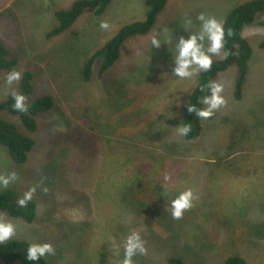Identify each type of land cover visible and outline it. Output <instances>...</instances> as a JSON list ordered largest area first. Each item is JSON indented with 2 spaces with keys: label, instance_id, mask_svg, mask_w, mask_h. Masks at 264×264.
<instances>
[{
  "label": "rangeland",
  "instance_id": "374dc122",
  "mask_svg": "<svg viewBox=\"0 0 264 264\" xmlns=\"http://www.w3.org/2000/svg\"><path fill=\"white\" fill-rule=\"evenodd\" d=\"M75 1L77 0H0V40L9 48L10 57L17 61L18 72L28 65L38 66L37 70L41 72L39 76L42 78L40 81L45 82L48 91L55 97L59 110L54 115H41L42 127L38 131L42 145L38 152L29 155L26 165H14L6 149L0 146V176L7 177L12 172L17 176L8 186H0V191L12 189L22 195L25 188L31 185L28 184V177L34 176L33 172L44 177L45 170L38 173L37 169L41 157L47 152L46 142L51 136L66 131V122H70V115L63 112V109L72 107L66 99L69 102L77 99L80 103L77 108L72 107L76 113L77 110H82V103H85L83 97L89 103L97 104L102 109L99 112L101 116L95 118L94 125L98 127L105 128L113 118L117 121L135 120L127 122L125 140L118 137L119 125L115 124L107 129L118 141L124 143V146L117 144V157L127 156L135 162L146 159L154 161L159 158L166 142H181L182 135L177 128L174 134L167 133L173 129L177 107L187 100L188 91L196 84L199 72L191 79L184 80L169 76L167 73L171 74L175 67L172 49L181 36L187 39L189 31H199L200 22L196 20L198 14L204 13L223 24L234 7L254 0H170L152 33L135 38L125 45L122 60L125 67L113 71L114 79L120 74L122 78L119 82H125L121 86L123 92L120 89L116 91L115 84V95L118 93L120 96L117 97H122L123 101L114 102L115 108L110 107L112 112L116 111L114 116H109V106L104 104L109 91L104 93L102 85L108 78H99V63L87 82H80V76L71 83L66 69L68 66L71 69L73 64L76 67L77 62H82L86 54L102 47L123 26L144 20L145 0H113L105 14L95 16L86 12L68 33L49 38L48 33L58 24L55 12L68 10ZM9 9L11 14L5 15ZM189 18L192 25L189 31H185L183 22ZM102 21L109 24L107 30L100 28ZM261 22H264V13L243 30V37L252 49V56L248 63V77L242 100L236 101L234 98L240 76L239 68L234 66L214 80L223 85L225 104L212 117L204 119L205 135L199 147L184 153L186 158L183 163L188 164L185 175L177 178L176 185L172 188L174 192L153 194L163 195L160 201H155L156 209L170 211L171 200L179 192L192 190L193 206L184 212L189 216L185 230L187 236L178 245L181 247L188 243L183 256L189 264H223L224 258L230 255L242 256L250 264H264V49L261 48L264 42V25ZM153 37L161 41L159 49L152 47ZM224 57L213 56L212 59L216 62ZM126 66L130 68V72H126ZM8 73H3L0 79V103L7 100L13 90H19V81L12 86L6 84ZM155 85H158L156 91ZM45 93L49 95L48 92ZM26 100H31V97ZM145 101H149V105H145ZM120 114L121 117H116ZM135 134L140 136L137 138ZM109 139L115 140L112 136ZM108 150L113 149L108 145ZM105 155L101 156L99 164L108 165L110 171H115L118 167L115 163L117 157ZM187 157L192 159L191 163L186 162ZM222 157L225 161L220 160ZM206 159H211L212 162H207ZM154 163L156 165L151 174L164 166L161 162ZM103 169L108 170V167ZM125 171L129 170L123 166L109 180L98 174L90 198L78 196V209L67 202H53L51 196L44 207L48 212L40 213L31 225L0 213V220L10 221L16 226V233L9 240L51 244L55 248V255L46 256L51 260L50 264H115L111 242L119 243L131 230H137L145 242L147 252L134 257V264H167L168 256L174 254L173 246L158 251L152 243L147 242L151 235L150 227L162 228L166 225L158 222L159 215L155 219L149 216L154 212L148 213L152 203L148 194L141 200L142 207L137 205L138 212L128 209L133 194L131 192L126 195ZM152 177L147 179V185H151ZM110 181H115L116 187L112 185L110 188ZM57 184L62 186L59 181ZM141 184L149 191L144 183ZM59 191L58 194L63 193V197L71 193L68 190L64 192L62 188ZM82 221L89 224L79 229L82 237L75 235L72 240L68 229L77 227ZM193 224L199 229H192ZM159 237L163 242L170 240L167 233L163 234L162 231L159 232ZM74 240L77 241L78 248L74 247ZM191 244L196 247L192 249ZM161 252L164 253L163 256L158 254ZM187 253L192 256L186 258ZM140 257H144V262H141L143 259L140 261ZM119 258H123L122 248L119 249Z\"/></svg>",
  "mask_w": 264,
  "mask_h": 264
},
{
  "label": "trees",
  "instance_id": "16d2710c",
  "mask_svg": "<svg viewBox=\"0 0 264 264\" xmlns=\"http://www.w3.org/2000/svg\"><path fill=\"white\" fill-rule=\"evenodd\" d=\"M113 0H77L74 2L71 8L68 10H58L55 12V17L58 22L57 26L48 33L49 38H55L68 33L71 28L76 24L77 20L84 13H93L95 16H101L109 9ZM170 0H145L144 20H137L123 26L111 39H109L102 47L96 49L82 59V62H77V66L70 69L67 67V77L70 82H74L79 79L81 81H89L94 74V68L97 63L99 78H108L103 81L102 88L106 93L109 91L107 101L104 104L109 106L107 109L110 113L109 116H114L116 111H111L110 107H114L116 101H123L122 97L116 91L121 90L122 84L125 82H119L122 77L120 74L114 79L113 71L118 68L125 67L122 64L124 59L125 45L140 37L149 36L152 31L158 26L161 13L164 12L167 3ZM17 6V5H15ZM11 10H7L6 14H11ZM264 13V0H254L246 2L244 4L234 7L226 16L224 23L222 24L225 31V43L224 51H227L228 55L222 60L213 62L209 71H200L194 87L191 91H188V98L185 102L179 103L177 107L176 116L173 119L174 127L169 130L167 134L175 133L176 126L180 124L190 125L191 131L182 136L181 142L168 141L163 145V149L159 154V158L154 161L140 160L138 162L133 161L131 158L117 157L118 145L124 146L123 142L117 140L114 134L107 130L109 127L117 124L119 125L118 137H123L125 140L127 122L135 121L133 118L128 120H115L110 119V123L105 127H98L94 125L95 118H99L102 110L97 104L91 102L83 97L85 103H82V110H77L76 113L73 108H77L80 104L77 99H72L70 102L66 99L72 107L63 109L65 115H70L69 124L66 122L67 130L63 133H57L48 139L46 142V153L41 157L40 166L37 169L39 173L41 170H45L44 177L41 174L33 172L34 176L28 177V184L30 186L25 188V192L34 188L35 192L32 199L21 207L17 200L23 196L16 190L5 189L0 191V213L8 214L14 220H18L28 225L33 224L41 214H46L47 210L44 207L47 205L46 201L51 199L57 203L67 202L70 206L78 209V196H84L89 199L92 192V186L97 180V175L100 174L105 180H109L114 173L117 174L120 169L125 166L127 170L125 174L127 176L124 187L126 195L131 192L133 194L132 201L130 203V209L132 212H138L137 205L142 207L143 198H150L151 207L148 213L154 212L153 215H149L155 219L159 215V221L166 226L159 228L156 226L150 227L151 235H149L147 242L152 243L158 251H162L163 248L173 246L174 254L168 256L167 264H189L183 256V252L188 249L186 245L178 246L183 243L182 238L185 236V230L188 227L189 216L183 214L180 219H173L168 209L161 211L156 209V202L160 201L162 196H154L160 192H174L173 187L176 185L178 177L185 175L188 164L183 163V159L186 158L184 153L189 150L197 149L203 140L205 135L204 119H199L195 114L187 111V105H194L197 108L206 107L201 103L203 96L209 94L207 85L209 81H214L217 76L223 72H226L229 68L236 66L239 68L240 76L236 83L234 98L236 101H241L243 98V88L248 77V63L252 56V49L246 39L243 37V30L246 26L255 23L257 17ZM4 16V15H3ZM264 25V22H261ZM231 32L229 36L228 33ZM261 48L264 49V42L261 44ZM3 49V50H1ZM74 61H77L75 59ZM38 67V66H37ZM37 67L34 65L27 66L21 69V79L19 80L18 94L24 95L26 98L31 97V100H26L25 103L28 107L26 113H20L12 108L14 100L11 95L7 100L0 103V146L4 147L8 152V156L12 163L16 166H24L29 161V155L36 153L40 150L42 145V139L40 137L39 129L42 127L40 121L41 115L57 113L58 107L55 97L48 91L45 82L42 83L39 76ZM54 66V72H55ZM12 70H17V61L10 57V50L4 42L0 40V79L3 73H8ZM130 68L126 66V72ZM1 81V80H0ZM29 81V82H28ZM117 82V83H116ZM158 85H155V91ZM203 88V90H202ZM42 89V90H41ZM38 91V93H37ZM154 91V92H155ZM45 92H48L47 95ZM34 95V98H33ZM140 99V98H139ZM185 99V98H184ZM142 102L143 100L140 99ZM183 101V100H182ZM145 105H149V101H145ZM96 107V108H95ZM136 107V106H134ZM125 114V113H124ZM151 115V114H149ZM122 114L116 117H121ZM154 116V115H152ZM104 118V117H103ZM135 124V123H134ZM162 136L161 133H159ZM109 136L114 137L115 140L109 139ZM138 138L140 134H135ZM108 145L113 150H108ZM179 145V148L177 146ZM196 147V148H195ZM106 154V157L116 156L115 163L118 166L115 171H110L111 168L108 165H100L101 156ZM215 156V155H214ZM123 158V160H122ZM219 159V157H217ZM224 158H220L222 161ZM187 163L192 161L187 157ZM208 160L211 159H206ZM121 161V162H120ZM225 161V159H224ZM120 162V163H119ZM154 162L163 163V167L154 174H151L152 168H155ZM212 162V160L210 161ZM209 165V164H207ZM108 167V170L103 169ZM112 167V166H111ZM167 176L168 179L163 178ZM152 177L151 185H147V179ZM61 180L63 182H61ZM57 181L62 186L57 184ZM141 183H144L149 191L145 190ZM116 187L115 181H110V188ZM59 188H62L64 192L68 190L66 196L63 197V193H59ZM46 189V191H45ZM167 189V191H165ZM24 192V193H25ZM150 192V193H148ZM72 198V199H70ZM128 199V197H124ZM156 201V202H155ZM136 209V210H134ZM41 213V214H40ZM85 214V213H84ZM89 224L87 221L81 222L77 227L69 228L71 239L74 236H81L82 232L79 230L83 225ZM195 225V227H194ZM199 229L196 224H193L192 229ZM163 234L167 233L168 242H163L159 237V232ZM174 242V243H173ZM75 248H78L77 241H72ZM31 244L25 240H8L0 243V263L1 264H50L51 260L47 257L37 261L31 262L26 260V249ZM191 248L196 247L195 244H191ZM184 250V251H182ZM201 246H199V251ZM190 251V250H189ZM192 251H190L191 253ZM202 251H200L201 253ZM181 253V254H180ZM187 253V256H192ZM197 253V252H196ZM199 253V252H198ZM163 256V252L158 253ZM227 257V258H226ZM223 264H250L244 257L237 255L226 256ZM144 257H140L143 259ZM144 262V259L143 261Z\"/></svg>",
  "mask_w": 264,
  "mask_h": 264
},
{
  "label": "clouds",
  "instance_id": "9594fccd",
  "mask_svg": "<svg viewBox=\"0 0 264 264\" xmlns=\"http://www.w3.org/2000/svg\"><path fill=\"white\" fill-rule=\"evenodd\" d=\"M196 20L200 22L198 32L189 31L192 25V20L186 19L183 22V28L185 31H189L187 39L180 37L175 47L172 49V59L175 67L169 76L177 79H191L198 72H207L211 69L213 64V56H227V51L224 49L225 43V31L222 23L216 18L206 16L204 13H200L196 16ZM100 28L107 30L109 24L105 21L100 23ZM228 35H231L229 31ZM167 44V42L165 43ZM153 48L159 49L161 47V41L153 37L151 40ZM21 79V73L15 70L10 71L5 82L7 85L12 86L15 82ZM207 95L203 96L201 103L205 105L204 108H197L194 105H187V111L195 114L199 119H208L215 114V111L220 109L225 104V99L222 96L223 85L215 81H209L207 85ZM203 90V88H202ZM11 96L14 100L12 108L20 113H26L28 107L25 103L26 97L22 94H18L15 90L11 92ZM178 132L182 136H186L191 127L187 124H180L176 126ZM17 179L16 173L12 172L7 177L0 176V186H8L10 182ZM168 177L165 176V180ZM46 191V189H45ZM167 191V189H165ZM35 189H29L23 194L21 198H18L17 203L24 207L32 199ZM193 192L191 189H186L179 192L174 199L171 200L170 214L173 219L182 218L184 212L193 206ZM16 233V226L10 221L0 220V243H3L12 238ZM123 249V258H119V249ZM111 252L115 257V264H134V257L137 255H145L147 249L145 242L142 239L140 232L137 230H131L126 234L119 243L111 242ZM55 255V248L49 243H31L26 249V260L31 262H37L46 256Z\"/></svg>",
  "mask_w": 264,
  "mask_h": 264
},
{
  "label": "bare ground",
  "instance_id": "6f19581e",
  "mask_svg": "<svg viewBox=\"0 0 264 264\" xmlns=\"http://www.w3.org/2000/svg\"><path fill=\"white\" fill-rule=\"evenodd\" d=\"M1 50H3V49H1ZM29 82V81H28Z\"/></svg>",
  "mask_w": 264,
  "mask_h": 264
}]
</instances>
